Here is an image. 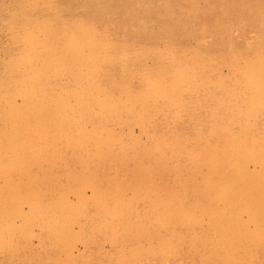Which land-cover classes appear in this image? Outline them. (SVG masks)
Returning a JSON list of instances; mask_svg holds the SVG:
<instances>
[{"label":"rangeland","instance_id":"374dc122","mask_svg":"<svg viewBox=\"0 0 264 264\" xmlns=\"http://www.w3.org/2000/svg\"><path fill=\"white\" fill-rule=\"evenodd\" d=\"M0 235V264H264V0H0Z\"/></svg>","mask_w":264,"mask_h":264},{"label":"bare ground","instance_id":"6f19581e","mask_svg":"<svg viewBox=\"0 0 264 264\" xmlns=\"http://www.w3.org/2000/svg\"><path fill=\"white\" fill-rule=\"evenodd\" d=\"M130 1V0H129ZM121 3V2H120ZM119 3V4H120ZM156 20V19H155ZM80 26V25H79ZM32 35V34H31ZM70 35V34H69ZM68 40H69V38H68ZM38 41V40H37ZM73 42V41H72ZM30 43V42H29ZM71 43V42H70ZM78 44V43H77ZM73 45V44H72ZM55 47V46H54ZM90 48V47H89ZM79 49V48H78ZM51 50H52V48H51ZM89 51V50H88ZM63 52V51H62ZM100 52V51H99ZM44 53V52H43ZM35 57V56H34ZM18 59V58H17ZM59 59V58H58ZM57 59V60H58ZM107 59V58H106ZM90 60V59H89ZM30 67V66H29ZM95 70V69H94ZM59 71V70H58ZM23 78V77H22ZM29 78V77H28ZM87 78V77H86ZM255 78V77H254ZM35 79V78H34ZM47 79V78H46ZM94 80V79H93ZM21 81V80H20ZM32 82V81H31ZM35 82V81H34ZM40 84V83H39ZM34 88V87H33ZM14 89V88H13ZM164 89H166V88H164ZM179 89V88H178ZM20 91V90H19ZM41 91V90H40ZM24 92V91H23ZM255 94V93H254ZM234 95V94H233ZM20 97V96H19ZM30 97V96H29ZM89 97V96H88ZM253 99V98H252ZM26 100V99H25ZM40 100V99H39ZM155 101V100H154ZM169 101V100H168ZM91 102V101H90ZM94 102V101H93ZM22 103V102H21ZM99 103V102H98ZM25 104V103H24ZM94 104V103H93ZM259 104V103H258ZM13 105V104H12ZM111 108V107H110ZM257 108V107H256ZM97 110V109H96ZM248 110V109H247ZM248 114V113H247ZM16 122V121H15ZM13 124V123H12ZM17 124V123H16ZM15 126V125H14ZM213 127V126H212ZM39 130V129H38ZM29 134V133H28ZM211 134V133H210ZM207 135V134H206ZM134 137V136H133ZM87 138V137H86ZM223 145V144H222ZM244 155V154H243ZM258 163H259V161H258ZM7 165V164H6ZM8 166V165H7ZM6 169H8V168H6ZM200 170V169H199ZM5 171V170H4ZM243 173V172H242ZM258 183V182H257ZM254 184H255V182H254ZM259 187V186H258ZM203 190V189H202ZM253 190V189H252ZM261 190V189H260ZM217 194V193H216ZM221 195V194H220ZM62 203V202H61ZM240 204V203H239ZM263 205V204H262ZM237 208V207H236ZM62 209V208H61ZM63 210V209H62ZM64 211V210H63ZM65 215V214H64ZM228 215V214H227ZM56 216H58V214L56 215ZM69 216V215H68ZM55 217V216H54ZM230 217V216H229ZM11 218V217H10ZM16 219H18L17 217H16ZM25 226V225H24ZM29 226V225H28ZM29 228V227H28ZM9 230V229H8ZM25 234V233H24ZM1 236V235H0ZM167 248V247H166ZM13 252V251H12ZM140 252V251H139ZM238 261V260H237ZM205 264V263H204Z\"/></svg>","mask_w":264,"mask_h":264}]
</instances>
